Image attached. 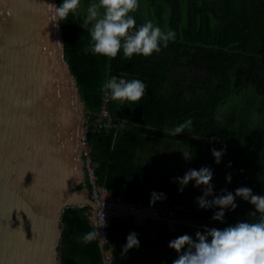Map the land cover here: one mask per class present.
Wrapping results in <instances>:
<instances>
[{
    "label": "trees",
    "instance_id": "trees-1",
    "mask_svg": "<svg viewBox=\"0 0 264 264\" xmlns=\"http://www.w3.org/2000/svg\"><path fill=\"white\" fill-rule=\"evenodd\" d=\"M62 2L57 0L58 7ZM92 2L84 0V7ZM132 16L137 29L150 21L165 34L171 30L174 39L167 47L161 42L160 51L148 57L126 58L121 49L109 58L85 53L94 21L85 26L80 5L60 28L65 58L85 104L98 184L115 200L198 226L113 218L104 244L108 263L173 264L178 253L169 248L170 241L182 235L195 241L198 231L255 222L250 213L256 211L236 197L235 210L226 209L223 222L215 221L220 209H202L197 203L203 186L192 181L181 192L177 178L208 167L213 172L208 200L225 192L235 196L241 187L264 196V0H138ZM113 76L142 81L145 93L135 104L110 99L107 107L118 126L100 128L96 120L105 103L103 86ZM189 119L192 125L184 133L170 134ZM213 149L223 151L218 164ZM185 153L192 159L186 160ZM152 193L163 197L152 204ZM89 209L63 213L59 264H105L99 238L88 244L80 239L95 230ZM133 232L139 247L122 255Z\"/></svg>",
    "mask_w": 264,
    "mask_h": 264
},
{
    "label": "water",
    "instance_id": "water-1",
    "mask_svg": "<svg viewBox=\"0 0 264 264\" xmlns=\"http://www.w3.org/2000/svg\"><path fill=\"white\" fill-rule=\"evenodd\" d=\"M49 4L58 7L57 0H0V264H59L65 210H99L80 188L85 104ZM120 211L140 225L153 219L198 227Z\"/></svg>",
    "mask_w": 264,
    "mask_h": 264
},
{
    "label": "clouds",
    "instance_id": "clouds-1",
    "mask_svg": "<svg viewBox=\"0 0 264 264\" xmlns=\"http://www.w3.org/2000/svg\"><path fill=\"white\" fill-rule=\"evenodd\" d=\"M79 4L80 0H63L59 7L49 4L50 23L58 27V22L64 21L69 13H74ZM137 8L138 0H98L97 3H92L88 8L85 26L92 21L94 24L90 32V46L85 49V53L92 52L95 55L115 58L123 49L126 58L133 55L148 57L160 51L161 42L167 47L168 41L174 39L175 34L171 30L165 34L150 21L137 29L132 16ZM145 88V84L138 79L126 81L122 77L113 76L104 84L103 91L106 95L110 94L113 101L135 104L144 96ZM191 125L192 120L189 119L175 127L170 134L177 136ZM182 155L186 160L192 159L187 153ZM212 155L218 164L223 151L213 149ZM212 178L213 172L208 167L189 170L182 178H177L179 191L183 192L184 187L192 181L197 188L203 186L204 194L197 199V203L202 209L219 208L220 211L215 213L213 220L220 222H223L226 209L235 210V198L240 197L254 206L256 211L250 213V216L255 222H240L224 230L212 228L206 229L204 233L198 231L195 241L189 235H182L170 241L169 248L178 253V258L173 264H264V196L253 195L250 188L241 187L236 189L235 196L225 192L208 200L207 197L213 195V186L210 183ZM227 180L231 181L230 175ZM162 197L163 194L152 193L150 203L154 204ZM98 237L99 233L94 230L80 239L83 244H88ZM126 239L122 255L132 248L139 247L136 233H130ZM185 247L187 250L182 251Z\"/></svg>",
    "mask_w": 264,
    "mask_h": 264
},
{
    "label": "built area",
    "instance_id": "built-area-1",
    "mask_svg": "<svg viewBox=\"0 0 264 264\" xmlns=\"http://www.w3.org/2000/svg\"><path fill=\"white\" fill-rule=\"evenodd\" d=\"M110 94L106 95L104 105L101 109L99 117L96 120V125L100 128H108L110 126L117 127V124H114V117L110 114L107 102L110 101ZM89 126L88 119L84 126V131L81 137L82 145V158L83 166L85 173V188L89 191V196L94 204L99 208L97 214L92 208L86 213L89 219L92 221L93 225L95 222V216L97 220V228L100 240L103 244L108 242V228L110 222L113 218L123 216L120 210L130 209V206H126L121 200H115L108 189L98 184V177L96 174V164L92 159V145L89 140ZM142 207V206H140ZM144 211H148L150 214L158 215V212L155 210H150L146 207H142ZM132 210L136 209V206L131 208ZM130 209V210H131ZM109 255V254H107ZM109 259V257H108Z\"/></svg>",
    "mask_w": 264,
    "mask_h": 264
},
{
    "label": "rangeland",
    "instance_id": "rangeland-1",
    "mask_svg": "<svg viewBox=\"0 0 264 264\" xmlns=\"http://www.w3.org/2000/svg\"><path fill=\"white\" fill-rule=\"evenodd\" d=\"M98 2V0H93V2L92 3H97ZM91 3V4H92ZM80 8H81V10H82V12L86 15V16H88V8H85L84 7V0H80ZM84 111H85V109H84ZM85 119H86V121H87V115H86V117H85ZM86 121H85V124H86ZM126 204V206L128 205V206H130L131 208L133 207V205H129V204H127V203H125ZM130 208V209H131ZM132 210V209H131ZM134 211H138V212H141V213H149L148 211H144L143 210V208L142 207H136V209L134 210Z\"/></svg>",
    "mask_w": 264,
    "mask_h": 264
},
{
    "label": "flooded vegetation",
    "instance_id": "flooded-vegetation-1",
    "mask_svg": "<svg viewBox=\"0 0 264 264\" xmlns=\"http://www.w3.org/2000/svg\"><path fill=\"white\" fill-rule=\"evenodd\" d=\"M84 188H85V186H84ZM86 189V188H85ZM89 192V191H88Z\"/></svg>",
    "mask_w": 264,
    "mask_h": 264
}]
</instances>
